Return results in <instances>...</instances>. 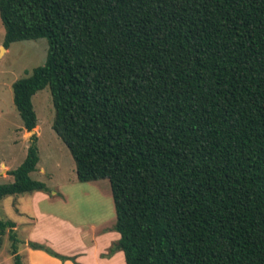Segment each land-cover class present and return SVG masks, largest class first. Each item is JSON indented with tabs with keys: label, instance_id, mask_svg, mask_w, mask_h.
Here are the masks:
<instances>
[{
	"label": "trees",
	"instance_id": "1",
	"mask_svg": "<svg viewBox=\"0 0 264 264\" xmlns=\"http://www.w3.org/2000/svg\"><path fill=\"white\" fill-rule=\"evenodd\" d=\"M3 47L45 39L16 80L26 132L48 87L77 181L107 180L125 264H264V0H0ZM0 185L33 180L36 135ZM8 230L15 264L23 242ZM61 261L73 260L28 243ZM21 256V257H20Z\"/></svg>",
	"mask_w": 264,
	"mask_h": 264
},
{
	"label": "rangeland",
	"instance_id": "2",
	"mask_svg": "<svg viewBox=\"0 0 264 264\" xmlns=\"http://www.w3.org/2000/svg\"><path fill=\"white\" fill-rule=\"evenodd\" d=\"M3 38L4 27L0 20V185L13 181L8 172L23 162L31 146L30 137L35 134L38 163L37 170L32 172L30 177L43 183L49 194L56 192L57 195V198L51 197L46 203L41 204L40 211L61 218L91 236L94 234L91 232L92 227L97 229L111 220L115 223L109 182L77 181L73 159L51 128L54 110L48 87L32 97L37 126L31 132H26L22 128L13 104L12 84L44 63L47 41L45 39L20 41L10 44L8 49H5ZM39 168L44 169V174L39 173ZM31 197L29 194L11 196L0 204V219L11 220L15 223V229L20 228L16 230L19 240L22 239L21 228L29 227L30 223L25 224L27 219L21 218L23 214L20 209L32 212ZM37 219L38 226L43 229H55L53 222H48L43 217ZM51 238L53 239L54 235ZM10 247L11 242L6 229L3 235L0 234V264H15Z\"/></svg>",
	"mask_w": 264,
	"mask_h": 264
},
{
	"label": "crops",
	"instance_id": "3",
	"mask_svg": "<svg viewBox=\"0 0 264 264\" xmlns=\"http://www.w3.org/2000/svg\"><path fill=\"white\" fill-rule=\"evenodd\" d=\"M38 170L41 174L45 172L43 168ZM29 195H32V212H25L22 208L20 209L23 214L21 218L27 219L25 224L30 222L29 227L21 228L22 239L20 240L23 245L20 247L19 253L21 252L23 264H125L122 251L116 250L109 254V249L120 238L119 233L112 228L115 225L112 220L97 229L92 227L91 232L94 234L89 236L69 222L40 211L41 204L46 203L51 197L57 198L56 192L49 194L48 192L36 191ZM37 217H43L44 220L53 222L55 229L48 230L38 226ZM41 221L40 223H42ZM52 235H54L53 239L51 238ZM30 242L43 245L53 252L73 260L61 261L49 256L42 250L31 249L28 246ZM72 243L73 245H69Z\"/></svg>",
	"mask_w": 264,
	"mask_h": 264
},
{
	"label": "water",
	"instance_id": "4",
	"mask_svg": "<svg viewBox=\"0 0 264 264\" xmlns=\"http://www.w3.org/2000/svg\"><path fill=\"white\" fill-rule=\"evenodd\" d=\"M33 133V132H32Z\"/></svg>",
	"mask_w": 264,
	"mask_h": 264
}]
</instances>
